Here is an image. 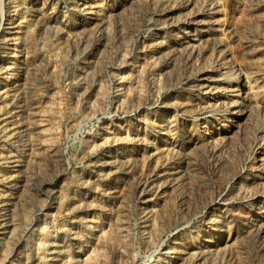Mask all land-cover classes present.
Segmentation results:
<instances>
[{
	"label": "rangeland",
	"instance_id": "rangeland-1",
	"mask_svg": "<svg viewBox=\"0 0 264 264\" xmlns=\"http://www.w3.org/2000/svg\"><path fill=\"white\" fill-rule=\"evenodd\" d=\"M0 264H264V0H0Z\"/></svg>",
	"mask_w": 264,
	"mask_h": 264
},
{
	"label": "bare ground",
	"instance_id": "bare-ground-1",
	"mask_svg": "<svg viewBox=\"0 0 264 264\" xmlns=\"http://www.w3.org/2000/svg\"><path fill=\"white\" fill-rule=\"evenodd\" d=\"M216 92V91H215Z\"/></svg>",
	"mask_w": 264,
	"mask_h": 264
}]
</instances>
